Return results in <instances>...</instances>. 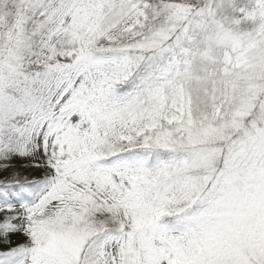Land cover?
I'll use <instances>...</instances> for the list:
<instances>
[{"label": "snow or ice", "instance_id": "snow-or-ice-1", "mask_svg": "<svg viewBox=\"0 0 264 264\" xmlns=\"http://www.w3.org/2000/svg\"><path fill=\"white\" fill-rule=\"evenodd\" d=\"M0 264H264V0H0Z\"/></svg>", "mask_w": 264, "mask_h": 264}]
</instances>
